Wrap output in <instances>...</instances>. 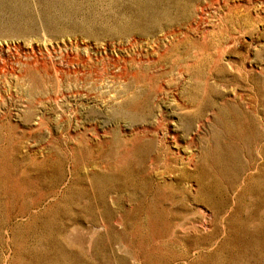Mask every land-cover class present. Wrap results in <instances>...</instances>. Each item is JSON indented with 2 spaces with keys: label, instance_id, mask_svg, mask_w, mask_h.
<instances>
[{
  "label": "rangeland",
  "instance_id": "obj_1",
  "mask_svg": "<svg viewBox=\"0 0 264 264\" xmlns=\"http://www.w3.org/2000/svg\"><path fill=\"white\" fill-rule=\"evenodd\" d=\"M0 264H264V0H0Z\"/></svg>",
  "mask_w": 264,
  "mask_h": 264
},
{
  "label": "bare ground",
  "instance_id": "obj_2",
  "mask_svg": "<svg viewBox=\"0 0 264 264\" xmlns=\"http://www.w3.org/2000/svg\"><path fill=\"white\" fill-rule=\"evenodd\" d=\"M191 159V158H190ZM190 159H188V160H190ZM167 162V161H166ZM166 168V167H165ZM170 173V172H169ZM201 190V189H200ZM198 193V192H197Z\"/></svg>",
  "mask_w": 264,
  "mask_h": 264
}]
</instances>
